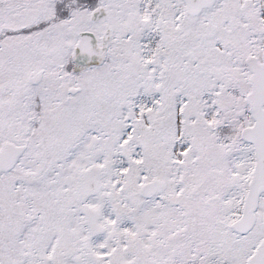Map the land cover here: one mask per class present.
<instances>
[{
    "label": "snow or ice",
    "instance_id": "1",
    "mask_svg": "<svg viewBox=\"0 0 264 264\" xmlns=\"http://www.w3.org/2000/svg\"><path fill=\"white\" fill-rule=\"evenodd\" d=\"M0 264H264V0H0Z\"/></svg>",
    "mask_w": 264,
    "mask_h": 264
}]
</instances>
